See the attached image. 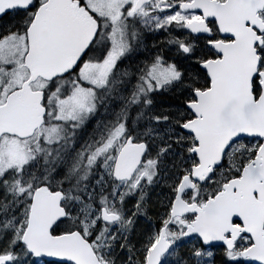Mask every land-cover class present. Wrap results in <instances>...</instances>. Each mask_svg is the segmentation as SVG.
<instances>
[{
    "label": "snow or ice",
    "instance_id": "obj_1",
    "mask_svg": "<svg viewBox=\"0 0 264 264\" xmlns=\"http://www.w3.org/2000/svg\"><path fill=\"white\" fill-rule=\"evenodd\" d=\"M0 264H264V0H0Z\"/></svg>",
    "mask_w": 264,
    "mask_h": 264
}]
</instances>
